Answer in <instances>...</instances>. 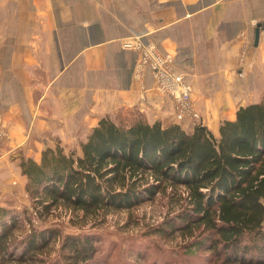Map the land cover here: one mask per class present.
Returning <instances> with one entry per match:
<instances>
[{"label": "crops", "instance_id": "0c3cea01", "mask_svg": "<svg viewBox=\"0 0 264 264\" xmlns=\"http://www.w3.org/2000/svg\"><path fill=\"white\" fill-rule=\"evenodd\" d=\"M242 32L252 41L245 72L235 65ZM135 39L173 56L202 126L214 135L240 107L264 100V0H0V125L9 132L7 146L38 162L34 134L41 148L51 147L45 135L67 140L106 115L192 128L174 119L172 99L153 90L148 70L136 74L138 52L121 45ZM38 66L48 79L35 101ZM54 67L60 71L53 74ZM198 78L216 81L208 94ZM4 159L0 181L24 192L20 168Z\"/></svg>", "mask_w": 264, "mask_h": 264}, {"label": "trees", "instance_id": "16d2710c", "mask_svg": "<svg viewBox=\"0 0 264 264\" xmlns=\"http://www.w3.org/2000/svg\"><path fill=\"white\" fill-rule=\"evenodd\" d=\"M80 147V155L46 147L38 162L17 157L32 212L0 205V264L42 262L61 240L57 229L35 227L32 215L129 210L167 192L179 210L165 235L207 233L191 244L193 254L205 245L207 264H264V100L222 120L218 135L199 124L187 132L106 115ZM60 251L48 264H88L96 253L91 238L76 235L62 237Z\"/></svg>", "mask_w": 264, "mask_h": 264}, {"label": "rangeland", "instance_id": "374dc122", "mask_svg": "<svg viewBox=\"0 0 264 264\" xmlns=\"http://www.w3.org/2000/svg\"><path fill=\"white\" fill-rule=\"evenodd\" d=\"M242 34H244V38ZM249 38L244 32L238 36L241 47L236 56L235 65L236 69L239 70L240 68L242 72L247 71L251 67L250 63H246L248 50L252 47V41ZM125 41L127 40H122L121 45ZM4 61H6L5 55ZM34 70L37 77L34 81L38 91L36 90L33 99L36 101L40 96L39 93L43 92L46 79L48 78H44L45 68L42 66H38ZM59 71L60 68L58 67L52 68L53 74ZM199 80L200 78H198V87L206 90V94L214 85L213 83H216L210 78L201 82ZM207 86L210 89L207 90ZM199 114L200 121L186 120L192 124V128H186L187 132H192L197 124L202 126L201 115L203 114L200 111ZM0 129L7 134L6 139H0V156L6 157L4 160H7L9 166L20 168L16 160L20 156L21 151L17 148L10 149L7 146L9 132L3 125H0ZM89 133H86V131L70 132V135L66 136L69 142L58 138L56 135H45V137L50 139L51 148L59 146L65 153L73 151L76 155H80V145L86 141ZM32 138L31 144H33V147H38L34 148L33 151L41 153L42 150L49 147L44 146L41 148L42 145L38 144L37 135L34 134ZM6 165L4 164V166ZM25 183L26 179L24 186ZM14 184L15 182L12 183V186ZM8 186L9 182L0 181V205L12 208L18 212L24 209L32 212L31 202L26 192L18 193L15 189H8ZM2 192L4 193L1 194ZM178 210V204L175 200H172V196H169V192H167L165 194L158 193L154 195L153 199L129 210L109 211L104 214L100 213L99 215H87L84 217L81 213L70 211L65 207H59L51 211L49 215L41 218H35L32 215V222L35 227L40 229H57L61 240L65 235L88 236L91 238L96 253L88 264H207L210 254L204 251L205 245L195 254L192 253L191 245L192 242H199L203 237L207 236V233L200 237L183 238L178 232L168 231L170 233L165 235L164 232L160 231L161 228H166L167 223L175 222ZM61 240H56L50 245L42 257V262L31 264H48L51 260L59 259L61 256Z\"/></svg>", "mask_w": 264, "mask_h": 264}, {"label": "built area", "instance_id": "2783aa9c", "mask_svg": "<svg viewBox=\"0 0 264 264\" xmlns=\"http://www.w3.org/2000/svg\"><path fill=\"white\" fill-rule=\"evenodd\" d=\"M242 35L244 38V34ZM122 45L138 52L136 74L148 70L153 79V90L172 99L176 121H200V114L191 101V87L176 70L171 54L160 51L154 44H143L136 39L125 41ZM6 138L7 134L0 129V139Z\"/></svg>", "mask_w": 264, "mask_h": 264}, {"label": "water", "instance_id": "95a60500", "mask_svg": "<svg viewBox=\"0 0 264 264\" xmlns=\"http://www.w3.org/2000/svg\"><path fill=\"white\" fill-rule=\"evenodd\" d=\"M254 41H255V44H257V41H258V28L255 30Z\"/></svg>", "mask_w": 264, "mask_h": 264}]
</instances>
